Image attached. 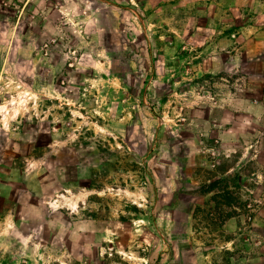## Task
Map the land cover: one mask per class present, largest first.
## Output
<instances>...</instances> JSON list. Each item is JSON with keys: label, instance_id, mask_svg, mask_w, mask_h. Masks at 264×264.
Segmentation results:
<instances>
[{"label": "rangeland", "instance_id": "1", "mask_svg": "<svg viewBox=\"0 0 264 264\" xmlns=\"http://www.w3.org/2000/svg\"><path fill=\"white\" fill-rule=\"evenodd\" d=\"M0 264H264V0H0Z\"/></svg>", "mask_w": 264, "mask_h": 264}]
</instances>
